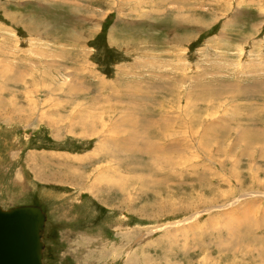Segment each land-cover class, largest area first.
I'll return each mask as SVG.
<instances>
[{"label": "rangeland", "instance_id": "rangeland-1", "mask_svg": "<svg viewBox=\"0 0 264 264\" xmlns=\"http://www.w3.org/2000/svg\"><path fill=\"white\" fill-rule=\"evenodd\" d=\"M28 204L44 264H264V0H0V207Z\"/></svg>", "mask_w": 264, "mask_h": 264}, {"label": "water", "instance_id": "water-1", "mask_svg": "<svg viewBox=\"0 0 264 264\" xmlns=\"http://www.w3.org/2000/svg\"><path fill=\"white\" fill-rule=\"evenodd\" d=\"M44 216L33 204L0 207V264H44L40 229Z\"/></svg>", "mask_w": 264, "mask_h": 264}, {"label": "bare ground", "instance_id": "bare-ground-1", "mask_svg": "<svg viewBox=\"0 0 264 264\" xmlns=\"http://www.w3.org/2000/svg\"><path fill=\"white\" fill-rule=\"evenodd\" d=\"M128 141H129V140H128ZM128 144H129V143H128ZM119 145H120V144H119ZM119 145H118V147H120ZM119 149H120V148H119ZM125 149H127V148L125 147ZM122 150H124V148H123ZM122 150H120V151H122ZM124 151H125V150H124ZM234 224H235V223H234ZM259 225H260V224L256 225L255 227L251 226L250 224H247V225H245V226L241 225L240 228H238V230H239V232H241L240 230L244 229L245 232H247V231H248V232H251V231H253L252 228L260 227ZM261 227H262V225H261ZM43 229H44V222H43V224H42V228L40 229V240H41V236H42L41 233H42ZM263 229H264V228H263ZM229 230H230V229H229ZM233 231L237 234V235H236V234L234 233L235 236H241V235H239V234L237 233V229H236V230H232V231H230V233L232 232V234H233ZM242 232H243V230H242ZM242 232H241V233H242ZM230 235H231V234H230ZM243 235H244V234H243ZM233 236H234V235H233ZM235 236H234V237H235ZM42 247H43V246H42V241H41V250H42Z\"/></svg>", "mask_w": 264, "mask_h": 264}]
</instances>
